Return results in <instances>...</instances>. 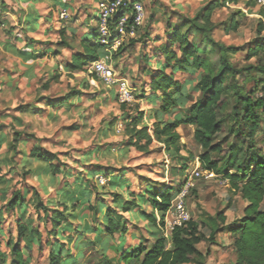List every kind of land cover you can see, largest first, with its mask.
Returning <instances> with one entry per match:
<instances>
[{"label":"rangeland","instance_id":"1","mask_svg":"<svg viewBox=\"0 0 264 264\" xmlns=\"http://www.w3.org/2000/svg\"><path fill=\"white\" fill-rule=\"evenodd\" d=\"M140 1L145 10L142 25L133 36L122 39L106 56L115 76L125 78L132 88L134 100L131 102L121 104L117 98L116 85L92 79L88 70L72 74L61 71L58 81L50 82L47 89H42V84L47 81L42 70L51 65V55L41 59L38 67L28 72L30 74L20 70L12 72V76L8 77L11 63L4 56L11 55L0 51V64H3L0 67V154L4 163L0 175V250L7 257L9 244L17 242L19 246H25L24 241L16 240V222L20 216L40 232V243L33 242L26 252L30 256L29 264H47L51 244L61 246L64 256L60 264H100L102 255L108 259L113 258L112 264H123L118 262V254L124 249L125 236L117 239V234L111 237L102 235L100 241L94 240L97 232L95 229L89 231L78 227L85 223L90 227L97 226L98 220L104 216L98 214L96 218L92 212L80 210V203L87 199L90 204L98 201L102 211L109 207L118 212L121 211V205L114 203V198L121 196V199L131 200L135 197L137 201L143 193L145 200L148 195L145 188L161 189L162 185L177 186L179 183L183 185L196 168L199 175H193L192 186L185 196V205L190 216L203 222L201 232L205 236L209 234L210 216L218 211L225 215V223L242 215L247 202L230 189L228 178L200 167L198 156L203 150L193 138V126L181 125L178 128L182 146L179 155H175L171 149L165 150L157 141H152L142 149L128 143L129 135L125 133L127 121L123 118L141 113L140 125L145 124L150 128L154 122L152 114L158 109L160 93H154L148 88V73L160 68L162 55L158 48L166 41L169 29L167 21L176 24L182 18L192 17L208 0ZM248 1L254 5L247 6ZM234 11L241 12V15L236 16L238 27L226 33L223 28ZM259 12L254 0H240L235 5L229 4L216 10L212 15L211 20L216 26L213 38L223 44L243 46L242 50L230 58L235 68L256 62L255 57L247 59L246 50L258 36L257 24L262 23ZM260 35L264 36V30ZM189 39L202 46L198 34H189ZM67 41L74 50L80 49L76 36L68 37ZM53 44L48 45L52 47ZM208 49L202 58L217 68L219 50ZM70 52L60 49V53L53 58L62 67ZM246 74H236L242 92L258 97L264 84V75L254 70ZM174 76L181 81H189L184 89L189 96L187 106L201 96L195 82L191 81L194 78L190 72L176 71ZM71 89L79 90L81 94L63 106L51 109L43 104V96L55 97ZM27 103L36 109L20 113L17 106ZM234 106L236 110H232ZM218 110L224 120L214 142H219L222 151L213 154L212 158L222 164L228 156L229 148L239 146L241 149L236 152V167L250 144V149L256 150L264 158V122L259 123L251 139L247 135L251 123L245 121L243 107L236 104V95H227ZM256 112L258 114L259 110ZM180 117V112H173L164 114L162 119ZM237 131L242 132L243 136L236 135ZM15 132H20L21 136L17 148L13 150L11 143ZM140 144H144V140ZM33 146L55 153L57 159L52 163L59 166L61 173L53 176L43 162L36 159L27 161L30 160L29 152ZM184 163L187 166L183 170L181 166ZM110 173L115 176L114 186L109 183ZM14 191L24 195V200L22 205L9 210L6 202ZM34 193L38 194L43 204L49 206V215L53 209L64 210L69 214L65 226L59 227L55 234L48 218H43V213L37 216ZM137 209L150 212L151 206L145 200ZM123 216H126L125 213ZM146 226L150 227L148 223L135 220L127 224V229L133 234L145 236ZM127 235L129 237V233ZM232 242L230 233L225 230L216 232L212 241H201L196 245L202 258H195L189 264H196L198 260L201 264H233L236 256Z\"/></svg>","mask_w":264,"mask_h":264},{"label":"trees","instance_id":"2","mask_svg":"<svg viewBox=\"0 0 264 264\" xmlns=\"http://www.w3.org/2000/svg\"><path fill=\"white\" fill-rule=\"evenodd\" d=\"M134 1L140 0H130V3ZM239 1L208 0L192 17L182 18L176 24L167 21L166 26L169 29L166 34V41L158 48L162 55L160 68L148 73L150 77L148 88L154 93H160L158 109L152 114L154 122L150 128L145 124L140 125L142 122L141 113L136 116L125 117L123 120L127 121L125 133L129 135L128 143L130 145L142 149L152 141H157L163 145L165 150H173L175 155L180 154L182 147L179 142V126H193V138L203 150L198 156L200 167L215 174H223L228 178L230 189L247 202L242 215L230 223H225V215L220 211L216 212L210 216L211 224L207 236L200 229L203 222L190 216L184 225L170 232L167 240L157 225L153 211H158L161 214L162 221L165 212L170 208L173 197L180 190L182 184L179 183L177 186L162 185L161 189L145 188V192L148 194L145 200L149 202L152 211L146 213L140 210L139 212L152 229L150 231L152 241L144 238L131 250L123 249L118 254V262L123 264H189L195 258H202L201 251L196 247L198 243L206 240L212 241L216 232L225 230L233 237L232 244L236 256L233 264H264V207L262 206L264 202V158L256 150L250 149L251 144L247 146L246 154L243 155L240 164L236 167V152L241 149L239 146L229 148L228 156L222 164H218L217 160L212 158L213 154L222 151L219 142H214V139L217 138L221 123L224 120L219 115L218 108L222 106V101L227 95H236V104L243 107L245 121L249 120L251 123L247 133L251 139L264 116V98L252 97L243 93L242 85L236 79V74L243 75L250 70L264 75V36L260 35L264 26L258 22L256 31L258 36L252 46L246 50L247 59L255 57L256 62L242 68H235L230 58L242 50L243 46L225 45L213 38V31L216 27L211 20L213 13L229 4L235 5ZM246 5L253 6L254 3L248 1ZM239 15H241L240 11L231 12L227 24L223 28L226 33L237 29L238 20L236 16ZM116 20L117 17L113 19V22ZM64 32L63 29L59 30L60 41L56 43L57 46L68 44L64 38ZM189 34H198L202 46H199L198 42L190 40ZM89 35L80 39V49L73 52L70 60L64 64L63 70L67 74L87 72L88 67L93 62L106 55L105 45L99 41L97 28L92 29ZM207 47H209L208 51L219 50L217 68L202 58V54L207 52ZM39 55H43V51ZM39 55L36 57H40ZM30 56L34 57L32 54ZM168 69L170 72H167ZM176 71L190 72L194 78L191 81L195 82V87L201 93V96L188 106L189 96L184 89L189 81H181L175 78L174 73ZM59 75V70L54 71L46 83L42 84V89H47L50 82L58 81ZM90 75L94 80L99 79L94 73H90ZM82 83L87 85L84 81ZM261 90H264V84L261 86ZM255 91L256 88L253 93ZM80 94L79 90L71 89L66 94L59 96H43V104L51 109H56ZM236 108L234 106L232 110H236ZM35 109L31 103L17 106L20 113L31 112ZM256 110H259L258 114ZM173 112H180L181 117L162 119L164 114L169 115ZM235 114L237 115V111ZM237 134L243 136L240 131H237ZM20 136V132L13 134V142L11 143L13 150L17 148ZM142 140H144V144H140ZM29 159L27 161L36 159L46 164L53 176L61 173L59 166L52 163L54 159H57L55 153L33 146L29 152ZM3 166L4 163L0 154V175ZM186 166L184 163L181 169H186ZM114 180V178H109L110 185L114 186ZM80 193L81 196L82 192ZM34 195L36 198L34 209L37 216L40 217V214L43 213V218H48L52 225L53 234H55L59 227L65 226V222L70 217L69 214H66L64 210L53 209L51 210L52 214L49 215V206L42 203L37 193ZM138 197L139 199L136 201L135 197L129 200L121 199L119 196L114 198V203L121 205V212H129L144 203V194L142 193ZM23 200L24 195L19 191H14L6 202V208L12 210L16 206L22 205ZM97 202L90 204L88 199L82 201L80 210L92 212L96 218L98 214L104 218L98 220L97 226L90 227L89 224L85 223L78 228L81 227L83 230L86 228L89 231L95 229L97 232L94 240L98 241L102 235L106 237L115 234L125 236L128 231L127 220L122 216L120 210L116 212V210L107 207L102 211ZM218 223H222L220 227L217 226ZM16 240L24 241L25 246L21 247L17 242L9 244L7 246L8 257L0 250V264H29L30 256L26 252L30 250V245L33 242L40 243V232L37 227L30 226L29 222L24 221L19 216L16 222ZM60 249V244L50 245L47 264H60L64 256ZM112 263L113 258L108 259L104 255L101 256L100 264ZM196 264H201V261L198 260Z\"/></svg>","mask_w":264,"mask_h":264},{"label":"crops","instance_id":"3","mask_svg":"<svg viewBox=\"0 0 264 264\" xmlns=\"http://www.w3.org/2000/svg\"><path fill=\"white\" fill-rule=\"evenodd\" d=\"M62 9H66L69 13L68 19L59 18V12ZM96 15V0H0V51L6 55H11L4 56L11 63L10 72L7 73V76L11 77L12 75L10 74L12 72H19L20 70L25 74H30L31 72H28L38 67L41 59L50 55L56 58L60 53V49L71 50L69 58L62 63V67L52 57L51 65L45 67L42 72H44V76L47 79L56 70H59L60 74L61 71L65 72L63 70L64 64L70 60L72 53L76 51L67 41L68 37L76 36L79 45L80 39L90 36L92 29L96 27ZM60 29L65 30L64 38L68 43H66L67 45H56L60 41ZM57 37L58 41H56ZM52 43H54L53 46L49 47L48 44ZM113 48L114 46L108 49L106 55H108L109 51L111 53ZM41 51H43V55H39ZM31 54L34 57L30 56ZM37 55L40 57H36ZM2 65L0 64V67ZM65 73L67 74V72ZM94 172L96 174V171ZM109 178L115 179L114 174L110 173ZM137 208L129 212L120 211L122 216L125 213L126 216L123 217L127 220V224L133 223L135 220L143 221L147 224V221L139 212L140 209L138 210ZM153 215L160 229L163 224V218L161 221V214L155 210ZM149 228L147 226L144 228L146 231L145 236L127 231L124 249L131 250L134 248L141 240V237L152 240V238H149L152 229ZM119 238L120 236L118 235L117 239Z\"/></svg>","mask_w":264,"mask_h":264},{"label":"built area","instance_id":"4","mask_svg":"<svg viewBox=\"0 0 264 264\" xmlns=\"http://www.w3.org/2000/svg\"><path fill=\"white\" fill-rule=\"evenodd\" d=\"M254 1L260 10L258 16L264 26V0ZM96 5V28L99 34V41L105 45L106 51L119 44L125 37L133 36L145 18V10L141 1L130 3V0H96ZM68 17L69 13L66 9H62L59 12L60 19H67ZM115 17H117V20L113 22ZM106 56L93 62L88 67V71L94 73L100 81L106 84H115L117 98L120 103L133 101L132 88L125 78H117L115 76V71L107 63ZM259 96L264 98V90L261 91ZM193 175H199L197 168L184 180L180 190L173 197L170 208L164 214L160 230L167 240L171 231L184 225L190 218V213L185 205V196L192 186Z\"/></svg>","mask_w":264,"mask_h":264}]
</instances>
